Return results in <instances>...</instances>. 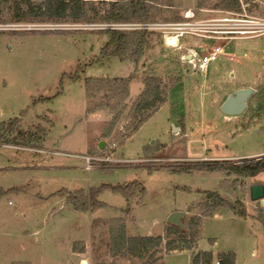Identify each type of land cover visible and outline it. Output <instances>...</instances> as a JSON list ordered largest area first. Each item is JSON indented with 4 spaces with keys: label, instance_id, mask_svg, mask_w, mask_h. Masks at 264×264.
<instances>
[{
    "label": "rangeland",
    "instance_id": "rangeland-1",
    "mask_svg": "<svg viewBox=\"0 0 264 264\" xmlns=\"http://www.w3.org/2000/svg\"><path fill=\"white\" fill-rule=\"evenodd\" d=\"M199 1L158 0L172 5L170 15L183 20L191 10L195 21L212 22L225 32L219 37H231L210 42L224 54L206 73L182 60L188 52L182 44L168 48L158 32L148 35L138 62L130 59L133 45L123 58L103 59L106 30L90 24L18 23L27 11L24 0L1 3L0 124L17 123L0 135V264H81L84 259L88 264H194L201 253L211 255L210 264H225L227 254L235 264H264V205L251 200L250 178L189 163L264 156V0H240L239 11L225 9L223 0H205L202 6ZM182 42L204 43L197 37ZM133 74L159 78L166 101L131 136L138 119L128 104L114 133L104 138L114 113L90 110L86 81ZM256 82L258 90L242 115L221 111L229 94ZM143 90V83H134L130 101ZM19 131H31L40 147L14 141ZM257 153L263 154L250 156ZM86 157L96 159L90 170ZM254 180L264 182V173ZM118 186H131L129 197L111 189ZM100 188L97 200L104 205L96 211L90 205L77 211L68 201L77 191ZM209 191L245 209L247 216L226 208L205 216ZM176 211L186 213L182 234L168 225ZM115 220L125 223L127 237H163L161 246L143 259L127 247L115 253ZM168 243L177 251L170 252Z\"/></svg>",
    "mask_w": 264,
    "mask_h": 264
},
{
    "label": "trees",
    "instance_id": "trees-1",
    "mask_svg": "<svg viewBox=\"0 0 264 264\" xmlns=\"http://www.w3.org/2000/svg\"><path fill=\"white\" fill-rule=\"evenodd\" d=\"M4 0H0L1 3ZM205 0L199 1V6L204 4ZM27 5V11L23 16L17 20L18 23H55V24H146L153 22H172L181 21V16H172L167 13L172 5L161 6L158 0H119V1H92V0H39L32 2V0H24ZM168 6V7H167ZM222 6L225 9L240 10L242 7L240 0H223ZM165 10V11H164ZM1 11V9H0ZM34 17V18H31ZM103 31V30H102ZM109 37L107 43L102 48V58L121 57L129 49L130 45L135 46L136 50L133 56L130 57L134 62H138L146 47L147 37L153 32L144 30H135L125 32L122 30H106ZM140 82L144 85V90L140 93L134 101L131 98V87L134 83ZM87 95L90 102V110L100 108H109L114 117L104 128L103 137L110 138L114 133L115 128L122 121L123 116L128 108V104H132L130 113H133L134 119H138L136 126L130 131L129 135H133L138 128L151 118L159 109L160 105L166 101L165 91L162 88V82L156 77H146L140 79L135 74L128 78H91L87 79ZM99 96V100L96 98ZM95 100L96 105L92 104ZM130 107V106H129ZM140 115L142 117L140 118ZM13 121L10 123L0 124V135L4 128L5 133L13 131L15 124ZM9 125V126H8ZM7 126V127H6ZM4 134V133H3ZM1 139V138H0ZM34 135L31 131H19L17 138L13 139L18 141H26V145L30 148L40 147V144L35 145ZM13 140H9L13 141ZM38 143V142H37ZM40 149V148H37ZM239 163L234 162H202L193 163L194 169H199L206 172H227L244 178H256L258 175L264 173V156L256 159H241ZM183 170V168H181ZM184 170H191L185 168ZM104 188V187H103ZM91 190L89 194L83 191H77L71 194L68 198L69 203L77 211H96L103 207L104 204L98 202L97 196L101 189ZM131 186H118L112 187L114 191L123 192L129 197ZM208 207L205 216H211L217 209H232L234 212L242 217L247 216V211L239 208L237 204H232L224 199L218 192H207ZM264 224V216L261 218ZM115 224L111 228V242L115 253H119L125 247L128 248L129 254L133 257L143 259L150 250L159 248L163 242V237H127L126 226L122 220H115ZM192 223L196 224L194 220ZM115 226V227H114ZM170 231L176 234H182L181 229L170 226ZM170 234H168L169 236ZM168 243L166 247L170 252L177 251V248ZM74 252H79L74 246ZM155 253L151 256L154 257ZM211 255L208 253L199 254L194 264H199L201 260L206 261L205 264H210ZM225 264H234L232 254L225 256ZM220 264H223L220 262Z\"/></svg>",
    "mask_w": 264,
    "mask_h": 264
},
{
    "label": "built area",
    "instance_id": "built-area-1",
    "mask_svg": "<svg viewBox=\"0 0 264 264\" xmlns=\"http://www.w3.org/2000/svg\"><path fill=\"white\" fill-rule=\"evenodd\" d=\"M195 15L193 11L189 10L186 12L183 20L172 21V22H153L146 24H103L100 26L92 25V28L99 30H144L149 32H158L162 36L163 43L166 47L168 46V39H177V46L179 41H183L186 37H197L199 40L204 42L203 44L195 42L194 44H189L182 42V47L187 50V55L182 57V60L186 63L191 64L195 70L206 73L209 66L216 62L221 55L224 54V49L220 45H210V42H221L225 40H230L231 37H219L221 33L219 28L212 22H200L195 21ZM224 23V22H223ZM228 34L230 32H227ZM212 34V35H209ZM241 34H244V32ZM246 34V33H245ZM200 53H199V52ZM88 162L87 169H92L91 164L96 161L95 158L86 157ZM220 264V262H217Z\"/></svg>",
    "mask_w": 264,
    "mask_h": 264
},
{
    "label": "water",
    "instance_id": "water-1",
    "mask_svg": "<svg viewBox=\"0 0 264 264\" xmlns=\"http://www.w3.org/2000/svg\"><path fill=\"white\" fill-rule=\"evenodd\" d=\"M259 87V82L253 87L240 89L232 94H229L226 100L221 105V111L227 116H240L242 115L247 107L250 99L256 94ZM106 143L103 141L99 145V149L103 150ZM250 197L253 202H261L264 205V184L255 183L250 185ZM186 213L181 211L173 212L168 217V225L174 226L176 228L185 230V225L183 219Z\"/></svg>",
    "mask_w": 264,
    "mask_h": 264
},
{
    "label": "crops",
    "instance_id": "crops-1",
    "mask_svg": "<svg viewBox=\"0 0 264 264\" xmlns=\"http://www.w3.org/2000/svg\"><path fill=\"white\" fill-rule=\"evenodd\" d=\"M157 37H158V36H157ZM158 39L160 40V39H162V37H159ZM160 41H161V40H160ZM162 41H163V40H162ZM181 41H182V40H181ZM181 41H179V45H180V46H181V44H182ZM162 43H163V42H162ZM211 46H212V45H211ZM160 64H161V63H160ZM263 153H264V152H263ZM263 153H257V154H255V155H250V156H257V155H260V154H263ZM261 157H262V156H261ZM241 159H244V158H241ZM245 159H248V158H245ZM253 159H256V158H253ZM254 179H255V178H253V179H249V180L251 181V182H250L251 185H252V184H255V183H262V184H264L263 181H261V180H260V181H257V180L255 181ZM234 264H235V263H234Z\"/></svg>",
    "mask_w": 264,
    "mask_h": 264
},
{
    "label": "bare ground",
    "instance_id": "bare-ground-1",
    "mask_svg": "<svg viewBox=\"0 0 264 264\" xmlns=\"http://www.w3.org/2000/svg\"><path fill=\"white\" fill-rule=\"evenodd\" d=\"M168 46L176 47L177 46V39L175 38H170L168 39ZM81 264H88L87 260H82Z\"/></svg>",
    "mask_w": 264,
    "mask_h": 264
}]
</instances>
